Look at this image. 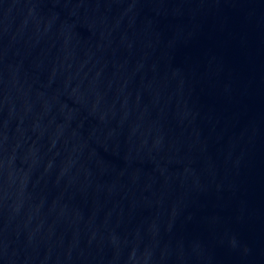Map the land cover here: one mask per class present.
I'll return each mask as SVG.
<instances>
[{
	"label": "water",
	"instance_id": "1",
	"mask_svg": "<svg viewBox=\"0 0 264 264\" xmlns=\"http://www.w3.org/2000/svg\"><path fill=\"white\" fill-rule=\"evenodd\" d=\"M0 264H264V0H0Z\"/></svg>",
	"mask_w": 264,
	"mask_h": 264
}]
</instances>
